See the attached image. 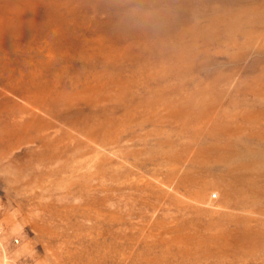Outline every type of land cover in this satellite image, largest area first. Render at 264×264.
<instances>
[{
  "label": "rangeland",
  "instance_id": "obj_1",
  "mask_svg": "<svg viewBox=\"0 0 264 264\" xmlns=\"http://www.w3.org/2000/svg\"><path fill=\"white\" fill-rule=\"evenodd\" d=\"M0 264H264V0H0Z\"/></svg>",
  "mask_w": 264,
  "mask_h": 264
}]
</instances>
